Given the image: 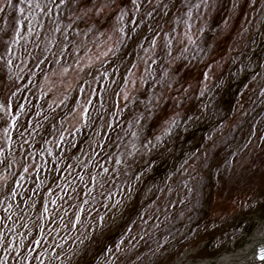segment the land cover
I'll list each match as a JSON object with an SVG mask.
<instances>
[{"label":"rangeland","instance_id":"rangeland-1","mask_svg":"<svg viewBox=\"0 0 264 264\" xmlns=\"http://www.w3.org/2000/svg\"><path fill=\"white\" fill-rule=\"evenodd\" d=\"M258 224L264 0H0V264H198Z\"/></svg>","mask_w":264,"mask_h":264},{"label":"bare ground","instance_id":"bare-ground-1","mask_svg":"<svg viewBox=\"0 0 264 264\" xmlns=\"http://www.w3.org/2000/svg\"><path fill=\"white\" fill-rule=\"evenodd\" d=\"M262 225L258 224L257 226H255L252 230L251 233L247 234L249 235L248 239L245 240L244 242V246L241 249H237L234 253L231 254H222L219 257H216L214 259H207L204 260L198 264H248L249 260H248V252H250L251 248H249V246H251L250 244H253L254 240H260L264 243V231L262 230ZM253 242V243H252ZM195 249L191 248V251H194ZM248 250V251H247ZM247 251V252H246ZM190 253V251H186L183 256L182 259L179 263L176 264H184L183 260L186 259L187 255Z\"/></svg>","mask_w":264,"mask_h":264},{"label":"snow or ice","instance_id":"snow-or-ice-1","mask_svg":"<svg viewBox=\"0 0 264 264\" xmlns=\"http://www.w3.org/2000/svg\"><path fill=\"white\" fill-rule=\"evenodd\" d=\"M261 251L264 252V248H262Z\"/></svg>","mask_w":264,"mask_h":264}]
</instances>
